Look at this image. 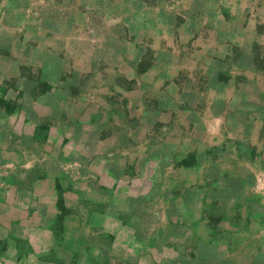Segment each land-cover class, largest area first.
Returning <instances> with one entry per match:
<instances>
[{
  "label": "crops",
  "instance_id": "1",
  "mask_svg": "<svg viewBox=\"0 0 264 264\" xmlns=\"http://www.w3.org/2000/svg\"><path fill=\"white\" fill-rule=\"evenodd\" d=\"M0 0V264H264V0Z\"/></svg>",
  "mask_w": 264,
  "mask_h": 264
},
{
  "label": "rangeland",
  "instance_id": "2",
  "mask_svg": "<svg viewBox=\"0 0 264 264\" xmlns=\"http://www.w3.org/2000/svg\"><path fill=\"white\" fill-rule=\"evenodd\" d=\"M180 1H181V0H173V2H172V3H173V4H175V5H178V6H179V4H180Z\"/></svg>",
  "mask_w": 264,
  "mask_h": 264
}]
</instances>
